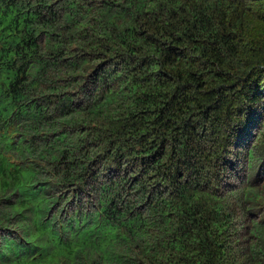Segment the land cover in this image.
Listing matches in <instances>:
<instances>
[{
  "label": "clouds",
  "instance_id": "obj_1",
  "mask_svg": "<svg viewBox=\"0 0 264 264\" xmlns=\"http://www.w3.org/2000/svg\"><path fill=\"white\" fill-rule=\"evenodd\" d=\"M0 264H264V0H0Z\"/></svg>",
  "mask_w": 264,
  "mask_h": 264
}]
</instances>
